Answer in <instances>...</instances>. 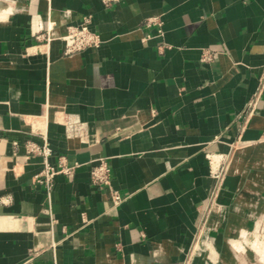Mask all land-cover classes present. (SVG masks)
I'll return each mask as SVG.
<instances>
[{
  "label": "crops",
  "instance_id": "obj_1",
  "mask_svg": "<svg viewBox=\"0 0 264 264\" xmlns=\"http://www.w3.org/2000/svg\"><path fill=\"white\" fill-rule=\"evenodd\" d=\"M86 17L100 45L65 56L59 38ZM263 71L264 0H0V264H184L214 191L207 154L231 144L245 148L209 224L252 230L264 85L248 103ZM28 142L73 168L49 195L31 182L42 157ZM100 158L109 189L89 181Z\"/></svg>",
  "mask_w": 264,
  "mask_h": 264
},
{
  "label": "built area",
  "instance_id": "obj_2",
  "mask_svg": "<svg viewBox=\"0 0 264 264\" xmlns=\"http://www.w3.org/2000/svg\"><path fill=\"white\" fill-rule=\"evenodd\" d=\"M115 0H103L105 4L112 2ZM150 24H159L158 19L151 18L147 21ZM36 40L43 39L42 35H36ZM46 40H49V37H45ZM63 44V54L65 56H71L81 52L84 49L90 47H98L100 45V39L97 34L89 28V19L86 17L83 19L82 23L77 26H68L66 27V32L63 37L59 38ZM211 60V55L207 52H204L201 55V62H208ZM264 72V71H263ZM264 85V76L262 82L260 83V87L257 92L254 94L253 98L249 101V113L255 110L256 101L259 97L260 91ZM218 137H214V140H217ZM235 144H231L228 146V151L217 158L213 154H207L208 165H209V176L214 182V190L217 191L224 179L228 168V162L231 157L233 150L235 149ZM26 151L28 154L37 155L42 157L41 165L36 171L32 178L31 182L37 187H41L47 195H49L53 178L57 174L70 175L72 171V167H67L65 165V161L61 158L59 161L58 169L52 167L47 161L48 157L51 154V150L46 144L41 146L36 145L34 143L28 142L26 144ZM219 159V161H218ZM90 184L94 187H106L109 189L110 185V172L107 167L106 161L102 158L97 159L95 165L92 166L90 175H89ZM111 192V191H110ZM213 195V193H212ZM211 195V197H212ZM121 198L115 192H111V201L114 205H117L121 202ZM31 259H28L23 264H29Z\"/></svg>",
  "mask_w": 264,
  "mask_h": 264
},
{
  "label": "rangeland",
  "instance_id": "obj_3",
  "mask_svg": "<svg viewBox=\"0 0 264 264\" xmlns=\"http://www.w3.org/2000/svg\"><path fill=\"white\" fill-rule=\"evenodd\" d=\"M244 148L245 147H235V149L233 150L231 154V157L234 152L244 149ZM227 172H228V168L224 176V179L227 175ZM221 186H222V183L217 191L215 190L213 191V195L210 198L208 213L203 221L202 226L197 232L196 238L192 246L190 247L187 253L184 264H199L198 262H195L196 260H199L201 264H229L226 258L225 260L223 257L219 259L221 256V251L224 246L226 247L225 251H231V250L233 251V248H235L236 244L237 246L243 245L244 247L245 244L240 240H243L246 243V246H248V243L250 244L253 242L255 245L259 247V251L261 253L262 251H264V239H262L264 236L263 235L264 234V215L253 216V217H243L245 221L246 220L248 221V219L251 221L250 225L252 226V230L236 232L235 233L236 236L229 237V236H226V232L213 231L214 230L212 229L213 226L209 224V220L213 213L218 214L220 210L219 204L217 203V197L220 193ZM223 216L222 218L225 220V223H227L228 217L227 216L223 217ZM248 234H250V236H248ZM240 235L242 236L241 238L239 237ZM218 237L220 238V240H218L219 239ZM216 243L220 244V247L218 249L215 246ZM246 246L243 251H249L248 247ZM235 253H236V250H235ZM249 258L252 260L254 259V263H255L257 256H252ZM237 264H240V263L238 262Z\"/></svg>",
  "mask_w": 264,
  "mask_h": 264
},
{
  "label": "bare ground",
  "instance_id": "obj_4",
  "mask_svg": "<svg viewBox=\"0 0 264 264\" xmlns=\"http://www.w3.org/2000/svg\"><path fill=\"white\" fill-rule=\"evenodd\" d=\"M230 161L231 160L229 159V162ZM248 236H250V234H248ZM239 237L241 238L242 236L240 235ZM262 239H264V236ZM240 241H242L246 246V243L243 240H240ZM245 246L244 247H243V245L237 246V244H236L235 248H233V251L232 250L226 251V255L229 257V263H232V264L236 263L237 264L239 262L240 264H264V253H263L264 251H262V253H263L262 254L259 251V247L257 245H255L253 242L250 244L248 243V246H246V247H248L249 251H243L245 249ZM235 250H236V253H235ZM252 256H257V258H256L257 261L255 260V263H254V259L252 260L249 258ZM235 260H237V261H235Z\"/></svg>",
  "mask_w": 264,
  "mask_h": 264
}]
</instances>
